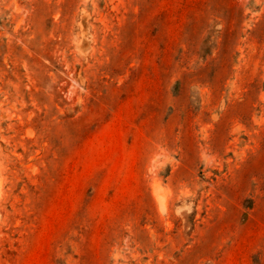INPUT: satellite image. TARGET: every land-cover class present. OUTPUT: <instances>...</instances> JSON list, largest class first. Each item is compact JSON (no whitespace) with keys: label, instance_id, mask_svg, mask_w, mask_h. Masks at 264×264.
<instances>
[{"label":"rangeland","instance_id":"obj_1","mask_svg":"<svg viewBox=\"0 0 264 264\" xmlns=\"http://www.w3.org/2000/svg\"><path fill=\"white\" fill-rule=\"evenodd\" d=\"M0 264H264V0H0Z\"/></svg>","mask_w":264,"mask_h":264}]
</instances>
